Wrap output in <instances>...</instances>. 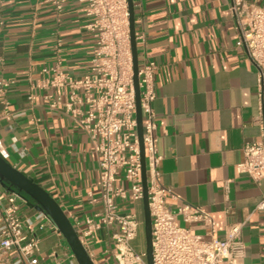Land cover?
I'll return each instance as SVG.
<instances>
[{
  "label": "crops",
  "instance_id": "crops-1",
  "mask_svg": "<svg viewBox=\"0 0 264 264\" xmlns=\"http://www.w3.org/2000/svg\"><path fill=\"white\" fill-rule=\"evenodd\" d=\"M248 1L264 6V0ZM60 3L58 11L53 0H0V84L7 83L0 86V147L4 159L50 193L75 226V218L100 208V155L79 118L63 106L50 107L59 96L67 102L70 89L41 92L33 85L58 57L72 78L87 75L96 40L85 28V4ZM134 4L137 37H143L140 63L150 60L159 67L154 111L162 158L159 182L173 194L168 205L183 201L203 208L221 238L229 225L243 224L238 264H264V210L258 209L264 180L255 182L236 171L245 145L258 140L260 130L257 69L238 46L233 0ZM6 102L9 114L4 116ZM139 202L125 212L137 215ZM112 232L99 233L96 254L112 246ZM71 256L60 234H42L40 264H70Z\"/></svg>",
  "mask_w": 264,
  "mask_h": 264
},
{
  "label": "built area",
  "instance_id": "built-area-1",
  "mask_svg": "<svg viewBox=\"0 0 264 264\" xmlns=\"http://www.w3.org/2000/svg\"><path fill=\"white\" fill-rule=\"evenodd\" d=\"M53 2L60 11V0ZM79 2L86 7L85 28L96 40L91 71L74 79L62 70V60L58 57L56 65L42 69L41 78L33 88L41 92L70 89L67 102L61 96L53 101V96L46 95L45 99L52 100L51 108L63 106L75 120L80 119V125L100 155V208L84 219H74V228L93 263L147 264L146 252H138L132 246L141 223L135 213L125 212L127 205L144 197L128 0ZM230 12L236 20L238 46L245 49L257 69L259 90L256 123L260 138L245 145L244 159L236 171L260 182L264 180V6L248 0H233ZM136 38L137 44L143 40V37ZM61 48L59 41L57 53ZM158 70L156 62L140 63L154 264H238L237 254L243 249V224L229 225L221 238L215 219L203 208L183 201L173 207L168 205V200L173 198L172 191L159 182L162 158L154 111ZM4 84L7 83L0 86ZM8 114L6 102L3 115ZM0 154L5 158L1 147ZM258 209L264 210V197ZM103 229H113L112 246L98 259L91 244ZM197 229L202 232L198 233ZM46 231L60 234L45 212L37 211L33 202L17 191L8 190L0 180V264H40L41 236ZM74 260L71 256L70 264H77Z\"/></svg>",
  "mask_w": 264,
  "mask_h": 264
},
{
  "label": "water",
  "instance_id": "water-1",
  "mask_svg": "<svg viewBox=\"0 0 264 264\" xmlns=\"http://www.w3.org/2000/svg\"><path fill=\"white\" fill-rule=\"evenodd\" d=\"M129 5V22H130V37L133 56V71H134V87L137 101V122L138 135L141 149L142 160V183L144 190L143 210H144V230L146 238V257L147 264H154L153 247H152V220L149 209V189L147 182V167L145 147L143 141V115L141 109V91L139 86V49L136 38V14L134 0H128ZM0 180L4 186L10 191H17L25 199L33 202L37 211L45 212L58 228L64 245L69 249L77 264H94L87 250L82 245L79 235L72 225L70 219L63 211L58 202L44 190L41 186L21 173L16 168L12 167L0 154Z\"/></svg>",
  "mask_w": 264,
  "mask_h": 264
},
{
  "label": "rangeland",
  "instance_id": "rangeland-1",
  "mask_svg": "<svg viewBox=\"0 0 264 264\" xmlns=\"http://www.w3.org/2000/svg\"><path fill=\"white\" fill-rule=\"evenodd\" d=\"M136 212L138 215V220L141 223V227L139 230V234L137 238L133 241L132 246L133 248L138 252L146 251V238H145V230H144V210H143V202H139L136 206ZM92 250L100 249V245L94 243L91 244ZM106 248V247H105ZM98 259H102V256L100 253L96 254Z\"/></svg>",
  "mask_w": 264,
  "mask_h": 264
}]
</instances>
